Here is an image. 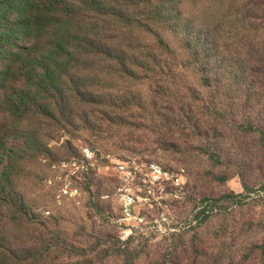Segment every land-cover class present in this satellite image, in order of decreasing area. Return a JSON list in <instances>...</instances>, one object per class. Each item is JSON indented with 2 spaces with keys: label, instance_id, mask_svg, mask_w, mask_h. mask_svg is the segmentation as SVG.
Instances as JSON below:
<instances>
[{
  "label": "trees",
  "instance_id": "obj_1",
  "mask_svg": "<svg viewBox=\"0 0 264 264\" xmlns=\"http://www.w3.org/2000/svg\"><path fill=\"white\" fill-rule=\"evenodd\" d=\"M165 104L178 135L194 123L191 107L211 119L235 104V132L264 144V0H0V264H140L131 238L115 252L72 246L56 219L35 215L29 183L58 160L56 142L72 152L106 122L139 127L132 119ZM226 202L246 205L234 194L206 200L193 221ZM37 222L45 228L30 233ZM245 227L260 239L238 264H264V224Z\"/></svg>",
  "mask_w": 264,
  "mask_h": 264
},
{
  "label": "rangeland",
  "instance_id": "obj_2",
  "mask_svg": "<svg viewBox=\"0 0 264 264\" xmlns=\"http://www.w3.org/2000/svg\"><path fill=\"white\" fill-rule=\"evenodd\" d=\"M187 79L191 83L192 75ZM166 107L161 116L132 119L139 127L112 125L110 131L106 122L76 141L72 152L56 142L58 160L44 161L40 177L29 183L34 213L56 219L72 246L115 252L131 238L140 264H170L168 250L179 264H238L247 243L260 239L254 232L242 235L245 225L254 219L264 224V144L235 132L232 125L241 120L235 104L211 119L204 118L202 106L191 107L194 123L182 125L188 128L183 135ZM152 120H159L158 128ZM196 121L200 129L194 131ZM84 148L96 154L90 172L65 170L62 165L80 158ZM232 194L244 196L246 205L226 202L208 223L193 221L206 200ZM44 228L37 222L30 233ZM116 257L106 263L124 264Z\"/></svg>",
  "mask_w": 264,
  "mask_h": 264
},
{
  "label": "built area",
  "instance_id": "obj_3",
  "mask_svg": "<svg viewBox=\"0 0 264 264\" xmlns=\"http://www.w3.org/2000/svg\"><path fill=\"white\" fill-rule=\"evenodd\" d=\"M95 157L96 154L91 148H84L82 150V156L80 158L74 159L70 162H66L62 166L65 170L86 174L90 172V165L91 162L95 160Z\"/></svg>",
  "mask_w": 264,
  "mask_h": 264
}]
</instances>
